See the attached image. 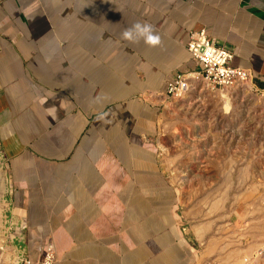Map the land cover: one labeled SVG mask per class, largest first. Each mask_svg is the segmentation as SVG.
<instances>
[{
  "label": "crops",
  "instance_id": "crops-1",
  "mask_svg": "<svg viewBox=\"0 0 264 264\" xmlns=\"http://www.w3.org/2000/svg\"><path fill=\"white\" fill-rule=\"evenodd\" d=\"M136 22L162 43L123 40ZM200 29L264 88V0H0V145L24 229L8 243L35 264L48 244L54 264H201L157 138Z\"/></svg>",
  "mask_w": 264,
  "mask_h": 264
},
{
  "label": "rangeland",
  "instance_id": "rangeland-1",
  "mask_svg": "<svg viewBox=\"0 0 264 264\" xmlns=\"http://www.w3.org/2000/svg\"><path fill=\"white\" fill-rule=\"evenodd\" d=\"M187 78L190 85L168 98L157 137L161 165L181 193L186 230L200 243L201 264H264V98L253 88L220 90ZM2 150L0 264H21L24 246L7 242L24 229L10 227Z\"/></svg>",
  "mask_w": 264,
  "mask_h": 264
},
{
  "label": "built area",
  "instance_id": "built-area-1",
  "mask_svg": "<svg viewBox=\"0 0 264 264\" xmlns=\"http://www.w3.org/2000/svg\"><path fill=\"white\" fill-rule=\"evenodd\" d=\"M187 48L199 69L188 74H178L175 79L169 81L167 86L169 97L187 88V76L193 75L196 78H204L212 88L220 90L251 84L252 88L259 93L258 95L264 98V88L253 85L250 69L234 65L235 53L224 45H219L205 29L193 31L190 34ZM55 261L54 245L48 244L38 264H53ZM21 264H34V262L26 256L21 259Z\"/></svg>",
  "mask_w": 264,
  "mask_h": 264
},
{
  "label": "clouds",
  "instance_id": "clouds-1",
  "mask_svg": "<svg viewBox=\"0 0 264 264\" xmlns=\"http://www.w3.org/2000/svg\"><path fill=\"white\" fill-rule=\"evenodd\" d=\"M121 38L125 41H128L132 44H138L141 41L149 47H157L162 43L161 36L156 33L154 27L150 23H141L136 22L130 27L124 29L121 33ZM63 107V103L61 104ZM49 115L54 119L56 118V108L51 107L49 109ZM106 119V115H98V121H104Z\"/></svg>",
  "mask_w": 264,
  "mask_h": 264
},
{
  "label": "bare ground",
  "instance_id": "bare-ground-1",
  "mask_svg": "<svg viewBox=\"0 0 264 264\" xmlns=\"http://www.w3.org/2000/svg\"><path fill=\"white\" fill-rule=\"evenodd\" d=\"M194 83V82H193ZM187 84H189L190 85V83H187ZM191 84H192V82H191ZM241 87H243V89H245V91L246 90H250V88L252 89V85L251 84H247V85H244V86H241ZM229 93V92H228Z\"/></svg>",
  "mask_w": 264,
  "mask_h": 264
}]
</instances>
